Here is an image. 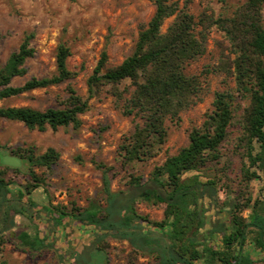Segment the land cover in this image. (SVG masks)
<instances>
[{"label": "trees", "instance_id": "obj_1", "mask_svg": "<svg viewBox=\"0 0 264 264\" xmlns=\"http://www.w3.org/2000/svg\"><path fill=\"white\" fill-rule=\"evenodd\" d=\"M222 1L228 5L226 0ZM153 2L155 11L148 22L141 24L130 55L121 63L108 66V52L106 49L101 52L87 80L88 98L68 85L62 107L1 106L0 118L19 121L29 129L40 131L69 125L77 129L82 124L79 115L90 106L89 98L111 86L109 90L122 113L140 119L131 132L122 136L118 147L122 165L133 168L161 151L169 137L167 121H180L182 112L200 100L201 77L186 69L206 53L211 29L218 26L230 42L229 54L224 53L219 69L234 76L236 92L247 104L242 107L234 91H218L211 111L201 125L191 130L188 145L156 165L147 181L131 173L126 189L113 191L115 167L95 160L103 174L106 206L91 202L84 209L74 207L66 211L63 205L53 204L49 199L45 208L46 214L60 220L73 217L94 228L102 242L107 236L128 240L136 254H149L158 264H254L255 250L247 251L245 246L249 234L255 232V248L264 257V218L257 211L250 218L241 213L250 207L252 197L239 201L236 196L220 206L218 184L222 176H208L207 180L201 176L221 162L222 145L232 126H239L242 131L237 147L246 160L242 181L247 189L249 182L259 176L257 169H264V0H246L226 16H216L215 10L207 6L198 17L179 0ZM34 37V32L26 33L19 48L0 68V99L59 85L77 76L68 66L71 48L61 43L57 48L55 73L33 76L22 85H12L14 77L28 72L26 60L36 53L31 45ZM10 153L23 159L24 168L0 162V246L10 239L17 248L39 253L55 245L57 237L50 241L51 222H43L39 211L36 214L31 211L39 205L33 197L35 190L46 182L36 168H51L60 160L61 152L49 146L40 153L31 144L13 148ZM10 171L14 176L7 178ZM19 173L25 176L26 183L15 180V174ZM139 199L166 203L164 217L153 220L140 214L136 209ZM227 208L228 212L223 213ZM17 215L27 219L22 227L16 221ZM105 246L101 243L98 250L107 257ZM86 253L76 252L70 263L63 264H81Z\"/></svg>", "mask_w": 264, "mask_h": 264}, {"label": "rangeland", "instance_id": "obj_2", "mask_svg": "<svg viewBox=\"0 0 264 264\" xmlns=\"http://www.w3.org/2000/svg\"><path fill=\"white\" fill-rule=\"evenodd\" d=\"M179 1L182 6L187 4L198 17L207 6L215 10L216 16L231 15L235 6L246 0H226L227 6L222 0ZM154 11L153 0H0V68L10 54L19 48L26 33H35L31 45L36 53L26 60L28 72L14 77L12 85H21L33 76L43 77L55 73L56 53L61 43L71 48L68 66L77 72L76 77L62 84L0 99V107H62V101L68 96V85L74 86L88 98L87 80L101 52L107 50L108 66L121 63L133 52L141 24L148 22ZM170 22L171 18L166 20L164 30ZM227 47H230V42L225 31L214 25L209 34L206 53L193 60L186 69L188 73L201 77L203 91L200 100L182 112L180 121H167L169 137L161 151L148 161L136 163L133 168L122 165L118 147L122 136L131 132L140 119L122 113L115 96L109 90L111 86L89 98L90 106L79 115L82 124L77 129L69 125L57 130L49 127L40 131L29 129L19 121L0 118V150L11 151L18 146L32 144L40 153L49 146L61 152L60 160L51 168H36L46 182L35 190L33 197L39 205L37 209L31 210L35 214L39 211L38 215L43 222H51L49 240L57 237L55 245L39 253H32L17 248L14 241L9 239L0 246V264L70 263L76 252H87L81 264H158L156 258L149 254H136L128 240L107 236L102 242L94 228L79 223L73 217L60 220L50 213L46 214L45 205L51 199L53 204L63 205L66 211L74 207L84 209L91 202L106 206L103 174L94 163L95 160L115 167L117 176L111 182L113 190L126 189L131 173L147 181L156 165L162 164L168 156L188 145L191 130L201 125L206 114L211 111L218 91L231 90L238 96L234 76L228 70L219 69L224 53L229 54ZM230 55L234 58V54ZM125 83L128 84L129 80ZM236 101L242 107L248 102L240 96ZM229 130L228 139L222 145L224 156L221 162L214 165L213 170L202 172L201 179L222 176L218 184L220 206L233 197L239 196V201H245L250 195V207L244 209L242 215L250 218L257 211L264 218V169H257L259 176L249 182L247 189L242 181V166L246 160L237 147L242 131L239 126H232ZM1 155L0 152V161ZM6 176L13 177V171ZM15 180L26 183L22 173L15 174ZM165 207L164 202L155 203L143 199L136 202L137 211L153 220L162 219ZM227 212L228 208L223 213ZM57 220L60 223L55 225L53 221ZM16 221L22 227L27 219L17 215ZM255 234H249L245 249L255 250L257 258L254 264H264V257L255 248ZM101 243L106 245L107 257L103 251L98 250Z\"/></svg>", "mask_w": 264, "mask_h": 264}, {"label": "water", "instance_id": "obj_3", "mask_svg": "<svg viewBox=\"0 0 264 264\" xmlns=\"http://www.w3.org/2000/svg\"><path fill=\"white\" fill-rule=\"evenodd\" d=\"M1 163L13 168H20L23 169L24 168V161L21 157L14 155L12 153H10V151L6 150V149H1Z\"/></svg>", "mask_w": 264, "mask_h": 264}, {"label": "crops", "instance_id": "obj_4", "mask_svg": "<svg viewBox=\"0 0 264 264\" xmlns=\"http://www.w3.org/2000/svg\"><path fill=\"white\" fill-rule=\"evenodd\" d=\"M17 77V76H16ZM22 85V84H21ZM15 86H17V85H15ZM22 106V105H21ZM30 106V105H29ZM34 107V106H33ZM37 108V107H36ZM14 121V120H13ZM24 124V123H23ZM25 125V124H24ZM26 126V125H25ZM49 128V127H48ZM51 128V127H50ZM7 150V149H6ZM113 190V189H112ZM113 191H118V190H113ZM165 210V209H164ZM164 217V216H163ZM162 217V218H163ZM161 220V219H160Z\"/></svg>", "mask_w": 264, "mask_h": 264}]
</instances>
